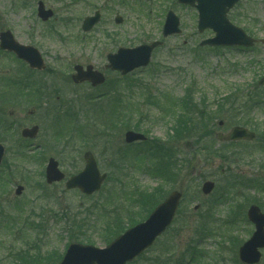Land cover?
Masks as SVG:
<instances>
[{
	"label": "rangeland",
	"instance_id": "obj_1",
	"mask_svg": "<svg viewBox=\"0 0 264 264\" xmlns=\"http://www.w3.org/2000/svg\"><path fill=\"white\" fill-rule=\"evenodd\" d=\"M38 1L0 0V32L9 29L19 42L37 47L47 65L43 72L31 73L15 55L0 52V80L6 78V87L0 84V96L5 98L0 97V140L6 146L0 168V264H24L17 254L39 250L63 254L72 241L90 239L88 243L104 247L106 225L112 226L117 219L127 227L130 220H143L146 210L136 197H150L153 188L164 196L181 190L183 199L170 228L132 264H240L239 246L254 230L247 221V208L254 197L264 199V85H259L264 76L260 41L264 39V0H241L230 13L235 24L257 39L250 49L200 46L213 33H199L196 9L177 0H43L55 12L47 22L37 15ZM96 10L102 13L101 21L91 32H83V19ZM168 10L180 17L182 33L165 39L147 68L136 70L128 79L104 69L107 53L162 39ZM117 15L124 18L121 24L114 21ZM77 63L103 71L105 85L96 89L86 83L73 85L71 75ZM17 77L30 81L29 92L23 89L19 95L9 90L11 79ZM45 85L50 86L52 99L46 110L37 108L34 97L27 95L35 86ZM235 89L244 96L257 90L255 100L260 104H253L246 113L253 119L257 138L241 142V151H233L231 159L224 156L223 161L212 154L213 149L224 147L217 134L227 133L235 124L225 115L209 120L210 137L200 143L175 134L174 117L187 114L178 104L186 90L190 91L187 101L195 98V109L198 103L200 111L211 113L215 102ZM99 93L111 96L88 101ZM56 96L66 105L57 102ZM119 97L120 102L115 101ZM67 112L75 119L62 120ZM221 120L223 126L218 124ZM75 121L80 125L78 132L71 129ZM33 124L40 125L38 136L24 139L22 129ZM128 129L145 133L149 142L126 144ZM81 132L84 138L77 134ZM152 141L173 152L177 163L182 161L171 168L168 179L154 175L151 153L141 155ZM188 141L193 148L185 145ZM86 150L95 154L101 171L109 176L99 192L86 196L67 190L64 181L47 184L45 168L50 157L71 176L84 168ZM125 152L132 153L130 157L134 154V161L122 158ZM207 180L216 182L208 195L201 190ZM243 181L254 185L246 187ZM18 185L24 186L21 195L15 193ZM262 253L259 264H264V249ZM31 264H45V260Z\"/></svg>",
	"mask_w": 264,
	"mask_h": 264
},
{
	"label": "water",
	"instance_id": "obj_2",
	"mask_svg": "<svg viewBox=\"0 0 264 264\" xmlns=\"http://www.w3.org/2000/svg\"><path fill=\"white\" fill-rule=\"evenodd\" d=\"M181 3L189 4L197 8L199 13V30L207 28L215 32V36L201 42L202 45L211 46H252L254 39L251 38L242 28L234 25L227 14L239 0H179ZM38 15L47 21L54 13L47 9L40 1ZM100 12L94 16L87 17L83 22V30L89 31L99 21ZM116 22H122L121 17L116 18ZM180 20L173 12L169 11L164 25V36L179 33ZM0 46L2 49L13 51L17 56L30 64L31 67L42 70L45 68L41 53L34 46H27L15 40L11 31L0 33ZM264 42V40H263ZM162 42L154 41L150 44H142L134 48H120L116 53L108 55V68L120 71L123 75L135 68L147 66L150 62L152 51L161 45ZM76 73L73 80L76 83L90 81L93 86L104 83V75L94 70L89 65L84 69L81 65L75 66ZM261 84H264V77ZM222 124V123H220ZM39 131L38 126L25 128L22 131L24 137L34 138ZM220 139L227 141L252 140L255 133L245 127L236 126L227 135H219ZM127 142L144 140L145 136L135 131H128L125 135ZM5 154V147L0 143V164ZM86 166L83 171L70 177L66 182L67 189L79 188L86 194H92L101 188L107 174H102L97 166L92 152L84 154ZM65 174L59 169V163L54 158H50L46 168V178L49 184L61 181ZM214 182L206 181L202 190L209 194L214 188ZM23 186H18L16 193L20 195ZM182 198V192L172 191L167 198L162 201L149 215V217L137 225L129 228L123 234L115 238L104 248H99L90 244L72 243L69 245L62 261L58 264H127L149 248L155 240L162 235L171 225L176 215ZM248 218L255 224L256 230L249 240L239 249V258L245 264H256L260 261L264 248V213L257 205H251L248 209Z\"/></svg>",
	"mask_w": 264,
	"mask_h": 264
},
{
	"label": "trees",
	"instance_id": "obj_3",
	"mask_svg": "<svg viewBox=\"0 0 264 264\" xmlns=\"http://www.w3.org/2000/svg\"><path fill=\"white\" fill-rule=\"evenodd\" d=\"M242 90L241 88H239ZM244 91V90H243ZM259 96V92L251 91L250 95L244 96L242 94H239L236 92V89L234 91H230L225 97H223L221 100H218L216 103L217 108H215L211 113L208 111H200L199 105L197 103L198 108L195 109L194 102L195 98H191L190 101H187V96L183 99V107L186 109L187 114H184L181 119L178 120V125L175 128V134L177 135H184L185 138L191 137L192 139H195L197 142H202L206 138L210 137V134L208 131H206V126L209 124V120L214 118H217L216 115H225L229 120H231L235 124H243L246 126L253 127L254 122L252 117L246 113H250V110L253 107V104H256L255 106H259V101L255 100V96ZM206 108V107H205ZM246 114V115H245ZM264 132V131H263ZM174 134V135H175ZM239 143H224V147L220 148L219 150L213 149L212 154L215 156H218L223 161H226L224 156L229 157V159L232 158L234 155L233 151H239V147H237ZM228 146H231L232 151L228 152ZM156 152H154V156L156 158L154 162V175L160 174L166 176V179L170 177L171 174V168L178 167L182 164V161L180 163H177V161L174 159V154L170 152V150L166 147H163L161 145H157ZM196 150V147H195ZM204 150L208 151L209 147H204ZM156 153V154H155ZM173 155V156H172ZM178 169V168H177ZM245 186H251L252 182L243 181ZM242 182V183H243ZM253 186V185H252ZM264 186V185H263ZM261 191H264L262 189ZM162 191H159L158 188H154L150 191V194L148 196L150 197H144L142 196L139 201L143 204L144 210H146V215L152 211V209L160 203L165 196L161 193ZM264 200V199H262ZM261 201H258L254 197V202L257 203L264 209V203ZM144 217L142 219H144ZM78 223L76 220H73V222ZM139 221H133L130 220L129 225L127 227L123 226L122 221L115 220L113 222V225L110 226L109 224L106 225L105 230H109L108 237L105 238L104 242L109 243L114 237L121 234L123 231H125L128 227L136 224ZM77 228L82 231V227L77 224ZM74 239L78 240L79 238ZM79 237V236H78ZM73 238H71L73 240ZM88 242H91L90 239H87ZM34 254V256L32 255ZM143 256V255H142ZM141 256V257H142ZM139 257L138 259H140ZM22 261L25 260L24 264H31L34 261L43 259L45 260V264H55L62 258V253H58L57 251L54 252H47L46 254H42L41 251H37V253H27L26 256H21ZM20 263V262H19ZM23 264V263H22Z\"/></svg>",
	"mask_w": 264,
	"mask_h": 264
},
{
	"label": "flooded vegetation",
	"instance_id": "obj_4",
	"mask_svg": "<svg viewBox=\"0 0 264 264\" xmlns=\"http://www.w3.org/2000/svg\"><path fill=\"white\" fill-rule=\"evenodd\" d=\"M31 73H41L39 71H36L34 69H32V71H30ZM20 79V78H19ZM50 86L49 85H45L42 89L41 92L36 93L34 100H35V105L37 106V108H42L44 110L47 109V107L49 106L50 102H51V94H50ZM56 101L59 102L60 104L66 105V103L64 102V100H62L61 96H56ZM61 107V106H59Z\"/></svg>",
	"mask_w": 264,
	"mask_h": 264
}]
</instances>
